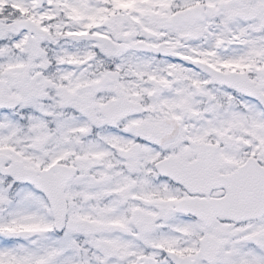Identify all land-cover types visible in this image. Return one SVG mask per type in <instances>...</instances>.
<instances>
[{
	"label": "snow or ice",
	"instance_id": "obj_1",
	"mask_svg": "<svg viewBox=\"0 0 264 264\" xmlns=\"http://www.w3.org/2000/svg\"><path fill=\"white\" fill-rule=\"evenodd\" d=\"M0 264H264V0H0Z\"/></svg>",
	"mask_w": 264,
	"mask_h": 264
}]
</instances>
